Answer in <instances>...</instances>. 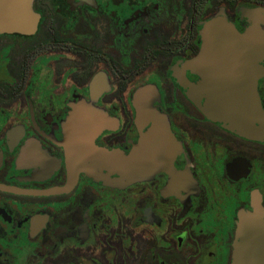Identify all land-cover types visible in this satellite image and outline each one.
Listing matches in <instances>:
<instances>
[{"label": "flooded vegetation", "instance_id": "1", "mask_svg": "<svg viewBox=\"0 0 264 264\" xmlns=\"http://www.w3.org/2000/svg\"><path fill=\"white\" fill-rule=\"evenodd\" d=\"M31 8L32 33L0 32V264H231L239 213L264 212V139L227 121L246 71L190 60L210 21L247 32L264 113V0Z\"/></svg>", "mask_w": 264, "mask_h": 264}, {"label": "water", "instance_id": "2", "mask_svg": "<svg viewBox=\"0 0 264 264\" xmlns=\"http://www.w3.org/2000/svg\"><path fill=\"white\" fill-rule=\"evenodd\" d=\"M31 1L0 0V32L32 33L36 28L37 15L31 8ZM213 31L219 32L220 37L223 36L225 41L230 40L232 46L216 41V37L210 35ZM205 34H208L207 39L200 52L190 60L191 66L197 67L203 61H221L229 62L224 63L225 65H222L221 69H226V65L230 64V69L234 68L236 72L246 71V83L243 84L246 89L240 91L241 95H245L246 98L241 99L237 94L226 100L228 103L226 107L227 121L229 128L240 135L252 139H264V113L258 111L253 95H250L251 98L247 97V77L248 81L256 79L255 64L263 53L247 50L249 34L247 35L246 32L239 35L222 20L208 22L205 26ZM247 70L251 71L250 75H247ZM216 106V100L211 94L207 102L209 117L213 118L219 115ZM254 121H258L259 125H255ZM129 164H131L130 159ZM232 246L231 264H264V212L261 207L254 205L252 212L239 213Z\"/></svg>", "mask_w": 264, "mask_h": 264}]
</instances>
